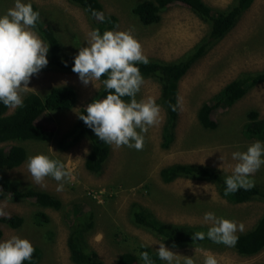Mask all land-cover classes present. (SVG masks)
Returning a JSON list of instances; mask_svg holds the SVG:
<instances>
[{
    "label": "rangeland",
    "instance_id": "374dc122",
    "mask_svg": "<svg viewBox=\"0 0 264 264\" xmlns=\"http://www.w3.org/2000/svg\"><path fill=\"white\" fill-rule=\"evenodd\" d=\"M99 1L104 13L115 14L118 18L116 27L111 31L130 32L141 44L148 59L175 60L196 44L208 29V23L182 3H171L163 7L157 22L143 24L131 12L134 4L140 0ZM203 1L212 8L223 9L233 0ZM22 2L34 3L42 18L52 25L60 40V55L64 58L73 60L79 48L86 46L88 33L95 29L85 12L68 0ZM13 6L14 0H0V15ZM261 70H264V0H253L228 33L194 62L178 81L177 101L180 104L174 138L169 147L161 146L165 113L157 103L159 83L144 77L136 99L140 101L153 98L161 109L160 122L144 134L142 150L137 151L127 146L116 149L109 145V154L102 169L94 173L84 164L90 148L86 137L65 149L60 148L57 141L78 121L81 109L91 103L101 81L84 85L78 74L71 69L47 64L30 78L28 87L34 90L27 92L42 95L51 86L70 85L76 91V102L65 110L44 111L37 123L53 131L52 139L45 142H20L26 148V159L1 175L18 188L31 187L51 193L60 199L61 207H40L31 198L20 201L1 198L0 202L7 205L6 213L20 215L22 224L12 228L0 222V241L13 235L29 240L41 250V258L36 264H74L69 259L66 244L72 219L66 213L75 206L80 211L77 212L78 216L90 212L93 214V226L85 232L84 237L87 245L97 252L104 264H114L117 256L127 250L128 246L122 239L124 234L136 236L155 250L159 247L158 243L163 242L166 248L177 254L173 264H184L185 256L191 257L194 264H203L206 253L214 255L218 264H264V248L252 255H241L233 247L223 244L173 245L134 226L127 218L129 204L135 201L150 209L162 221L188 224L201 232H207L209 227L203 222L206 212L242 223L243 231L255 224L257 218L264 213V197L235 203L220 196L215 185L209 181L177 178L165 183L158 173L163 166L183 162L209 166L225 176L231 175L230 166L235 163L231 154L246 151L247 146L257 141L244 138L241 129L250 109L256 110L259 117L264 116V80L231 105L213 111L211 118L216 122V127L212 129L201 126L197 111L203 101L238 75ZM259 141L264 143V140ZM5 145L0 143V147ZM36 154L60 160L65 164L66 170L71 172V177L63 181L62 191L56 190L58 182L51 177L45 178L44 187L33 182L26 162L29 156ZM251 179L264 192V165ZM39 210L48 215L47 222H36L35 214ZM136 264H143V261L138 259ZM164 264L167 262L164 261Z\"/></svg>",
    "mask_w": 264,
    "mask_h": 264
},
{
    "label": "trees",
    "instance_id": "16d2710c",
    "mask_svg": "<svg viewBox=\"0 0 264 264\" xmlns=\"http://www.w3.org/2000/svg\"><path fill=\"white\" fill-rule=\"evenodd\" d=\"M80 7L88 19L99 29L101 35L105 30H112L118 23L115 14L104 13L99 0H68ZM253 0H233L229 6L223 9L212 8L203 0H140L134 4L131 12L135 14L143 24H153L160 18V10L171 3H182L193 11L200 19L208 23L205 35L181 56L171 61L148 59V64H137L142 77H148L159 83V96L157 103L163 108L165 121L162 128L161 146L168 148L174 138V126L178 116L177 85L181 77L202 57L209 48L223 38L234 26L241 14L249 7ZM33 10L40 16L34 30L45 44H49L47 52L48 64L61 69H72L73 60L60 55V40L55 34L52 25L42 18L39 8L32 2ZM95 10L103 14V21L93 17ZM93 94V100H99L108 94L102 81ZM264 80V70L257 72H244L225 84L220 91L203 101L197 111V119L203 128L212 129L216 122L211 118V113L218 108H223L234 103L250 88ZM123 100L130 99L125 96ZM76 102V91L70 85L51 86L44 94L27 92L23 95V106L9 110L0 102V143L6 144L0 147V199L7 197L13 201L33 199L40 207L59 209L61 201L45 190L35 188H18L7 177L1 174L9 169L20 165L27 157L26 148L20 144L22 141L35 140L40 142L49 141L53 137V131L37 123L40 115L46 110H65L72 107ZM173 107L176 110L173 111ZM85 109H81L80 115H85ZM241 133L246 139L264 140V116L259 117L256 110L247 112V121L243 124ZM86 137L90 142V148L84 160L85 167L94 173H98L103 162L109 154V145L100 141L93 131L78 118L69 129L58 139L57 144L65 149L75 144L80 138ZM9 143V144H8ZM11 143V144H10ZM159 178L167 183L177 178H189L204 180L214 183L220 196L229 201L239 203L255 197H264L262 189L254 184L250 190L240 189L234 194L224 195L226 185L225 176L221 171L204 165L175 162L163 166L159 170ZM80 212L77 207L67 212L72 219L66 244L69 251V259L74 264H104L97 252L90 248L84 234L93 226V214ZM38 224L49 220L48 215L39 210L35 214ZM127 218L134 226L139 227L159 239L173 245L213 243L211 240H193L196 232L195 226L188 224L170 223L160 220L150 209L138 202H131L127 210ZM0 222L9 227L17 228L22 224V218L17 214L0 216ZM206 233V232H205ZM2 230L0 229V237ZM237 243L233 247L241 255H252L264 248V213L257 219L255 224L248 230L236 233ZM123 241L128 246L115 259L114 264H136L140 259L138 253L147 251L154 264H164L156 255V250L142 243L136 236L124 234ZM129 239H132L130 241ZM132 243V244H131ZM143 246V247H142ZM35 251L32 259L24 261V264H36L41 258V250L33 246Z\"/></svg>",
    "mask_w": 264,
    "mask_h": 264
},
{
    "label": "clouds",
    "instance_id": "9594fccd",
    "mask_svg": "<svg viewBox=\"0 0 264 264\" xmlns=\"http://www.w3.org/2000/svg\"><path fill=\"white\" fill-rule=\"evenodd\" d=\"M91 11L93 17L103 21L102 13ZM39 16L31 3L22 0H14V6L0 15V102L9 109L23 106V94L34 90L28 87L30 78L48 64L49 44H45L33 30ZM148 62L141 44L130 32L105 30L101 35L99 29L88 33L86 46L80 47L73 58L71 70L78 74L84 85L100 81L102 76L107 77L102 81L108 92L106 97L89 103L85 108L86 114L79 118L100 141L116 149L127 146L142 150L144 134L161 120L160 106L153 98L136 99L144 82L136 65ZM125 96L130 98L128 102L122 99ZM231 156L235 163L230 166L231 175L224 180L225 196L254 187L251 177L264 165V143L257 140L247 146L246 151H235ZM26 168L33 182L41 187L45 186L47 177L57 181V191H62L63 181L71 177L63 162L44 154L29 156ZM6 207L5 202H0V216L8 215ZM203 222L209 225L207 232H196L192 239L202 241L207 237L213 243L227 247L235 246L238 240L236 233L244 229L242 223L217 217L213 212L204 213ZM158 244L157 257L173 264L177 254L166 248L163 242ZM34 251L29 240L13 235L0 241V264H24V261L32 259ZM138 255L143 264H154L147 251ZM184 264H194V260L185 256ZM203 264L218 262L214 255L206 253Z\"/></svg>",
    "mask_w": 264,
    "mask_h": 264
},
{
    "label": "bare ground",
    "instance_id": "6f19581e",
    "mask_svg": "<svg viewBox=\"0 0 264 264\" xmlns=\"http://www.w3.org/2000/svg\"><path fill=\"white\" fill-rule=\"evenodd\" d=\"M66 53V52H65ZM214 184V183H213ZM203 205V204H202ZM258 219V218H257Z\"/></svg>",
    "mask_w": 264,
    "mask_h": 264
}]
</instances>
